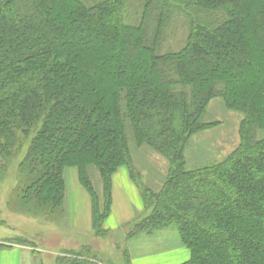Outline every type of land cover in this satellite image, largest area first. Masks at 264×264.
Wrapping results in <instances>:
<instances>
[{"label":"trees","instance_id":"16d2710c","mask_svg":"<svg viewBox=\"0 0 264 264\" xmlns=\"http://www.w3.org/2000/svg\"><path fill=\"white\" fill-rule=\"evenodd\" d=\"M174 16L186 41L164 50ZM218 99L241 115L240 143L190 169L191 139L221 125L203 121ZM24 147L21 199L65 211L75 168L97 238L126 167L150 210L128 239L176 226L182 264H264V0H0V170ZM82 252L56 264H103Z\"/></svg>","mask_w":264,"mask_h":264},{"label":"rangeland","instance_id":"374dc122","mask_svg":"<svg viewBox=\"0 0 264 264\" xmlns=\"http://www.w3.org/2000/svg\"><path fill=\"white\" fill-rule=\"evenodd\" d=\"M172 22L163 44L164 50H178L186 41L187 26L184 18L179 19L174 16ZM149 32L152 33L151 23ZM241 118L239 113L226 109L222 100L213 101L203 121L220 122L221 125L191 139L189 146L191 155L189 154L188 158L190 169L223 160L232 153L240 143ZM130 147L134 160L146 159L144 162L149 165L147 169L152 172L155 183H159L158 185L163 183L165 178L163 167L152 166L148 163L150 159L147 160L141 153L140 156L143 158H139L138 147L133 141ZM25 152L26 147L13 158L6 170H0V221L7 224V228L0 227V239H5V242L7 238H9L8 242L13 239H17V242L22 240L26 242V247L30 246L34 249V253L21 250L3 251L0 252V264H56V258L62 253L82 252L81 248L86 246L90 248V251L82 253L96 258L103 264H126V258H129L132 264H182L190 259V251L181 243L176 226L156 231L153 235L142 234L135 238H127V234L150 214V210L147 212L143 210L141 214L135 216L131 223L117 228L112 221L111 223L106 222L105 228L109 229L111 234L105 238H97L92 231L72 229L67 200L65 211H59L53 215L48 214L45 208L34 201L25 202L20 196V190L24 188V185L21 184L18 174V165ZM159 158L162 164L166 165V161ZM70 174H74L77 180V170L68 168L65 172L68 190ZM89 174L96 191L100 194L102 181L98 170L91 167ZM140 196L141 194L139 198Z\"/></svg>","mask_w":264,"mask_h":264},{"label":"crops","instance_id":"0c3cea01","mask_svg":"<svg viewBox=\"0 0 264 264\" xmlns=\"http://www.w3.org/2000/svg\"><path fill=\"white\" fill-rule=\"evenodd\" d=\"M126 167H121L113 176L112 189V209L111 214L106 222L112 221L115 228L131 223L137 214H141L145 210V205L142 199L139 198L140 190L131 178L130 172ZM70 188H67L66 200L70 211L69 222L74 230L92 231V205L90 195L81 186L78 178L75 180L74 174H70ZM140 193V194H139ZM141 199V202H140ZM105 222V224H106ZM104 224V228H105ZM4 221H0V227L7 228ZM105 230L110 231L105 228ZM5 239H0V252L7 250L24 251L26 253H34V249L18 244L7 242ZM14 240V239H13ZM32 257V256H31Z\"/></svg>","mask_w":264,"mask_h":264}]
</instances>
